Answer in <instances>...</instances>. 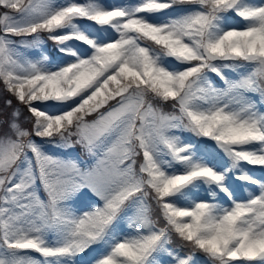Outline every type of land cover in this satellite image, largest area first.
<instances>
[{
	"label": "snow or ice",
	"instance_id": "obj_1",
	"mask_svg": "<svg viewBox=\"0 0 264 264\" xmlns=\"http://www.w3.org/2000/svg\"><path fill=\"white\" fill-rule=\"evenodd\" d=\"M0 83V264H264V0H0Z\"/></svg>",
	"mask_w": 264,
	"mask_h": 264
},
{
	"label": "rangeland",
	"instance_id": "obj_2",
	"mask_svg": "<svg viewBox=\"0 0 264 264\" xmlns=\"http://www.w3.org/2000/svg\"><path fill=\"white\" fill-rule=\"evenodd\" d=\"M103 2H105V3H121V2H123V0H103ZM131 2H135V0H131ZM231 26H235V27L239 28V27H242L243 24L239 21L238 18L232 16L231 17ZM55 47H56V45H55ZM41 51L46 52L47 55H48L46 42H45V44H44V46H43V48L41 50H29L28 53H27L28 58H30V59H38L39 56H40V52ZM49 59L52 62H56L57 61V59L53 60L50 57H49ZM211 79H212L213 83L216 84L217 87H221L222 86L221 82L219 81V79L217 77H215L214 74L211 75ZM251 98L253 100L259 101V96L258 95H252ZM263 106L264 105L260 106L262 111H264V107ZM185 135H187V134H185ZM37 142L40 143V140H37ZM46 150L49 151V152H52V153H57V150L56 149H52L51 147H48ZM70 153L72 155H74V156H78L81 160L86 159L85 154H84V152L81 149H79V150H76V149L70 150ZM57 154H63V153H57ZM253 171H254L255 175H257V176H260V175L264 174V173L260 172L259 168H255V169H253ZM253 190L258 191V189H255V186H253ZM241 195L242 196L244 195L243 191H241ZM89 196H91V194H89ZM92 199L95 200L94 197H92ZM31 254L33 256L39 258L36 253H31Z\"/></svg>",
	"mask_w": 264,
	"mask_h": 264
},
{
	"label": "trees",
	"instance_id": "obj_3",
	"mask_svg": "<svg viewBox=\"0 0 264 264\" xmlns=\"http://www.w3.org/2000/svg\"><path fill=\"white\" fill-rule=\"evenodd\" d=\"M46 42V47H47V51H48V55L51 59L55 60L58 59L59 57V53L55 47V44L52 41H45ZM13 99V104H16V101L14 98H12L3 88V84L0 83V114L2 115H7L9 113H11L12 109L11 108H7L5 105V101L6 99ZM264 107V106H263ZM28 115L27 110L26 109H21V116H20V120L22 122L25 123V126H28L25 117ZM37 140H39V138H37ZM80 148L77 147L76 150H79ZM257 171V170H256ZM38 255V254H37Z\"/></svg>",
	"mask_w": 264,
	"mask_h": 264
}]
</instances>
